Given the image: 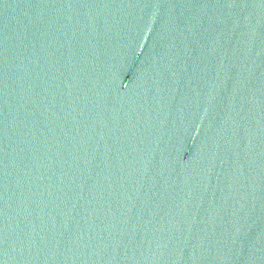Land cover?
Returning <instances> with one entry per match:
<instances>
[{"label":"water","instance_id":"water-1","mask_svg":"<svg viewBox=\"0 0 264 264\" xmlns=\"http://www.w3.org/2000/svg\"><path fill=\"white\" fill-rule=\"evenodd\" d=\"M0 264H264V0H0Z\"/></svg>","mask_w":264,"mask_h":264}]
</instances>
